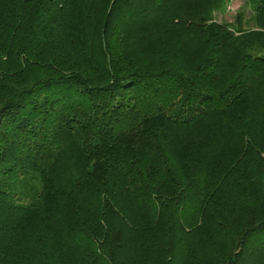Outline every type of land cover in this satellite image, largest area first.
Returning a JSON list of instances; mask_svg holds the SVG:
<instances>
[{
	"label": "trees",
	"instance_id": "obj_1",
	"mask_svg": "<svg viewBox=\"0 0 264 264\" xmlns=\"http://www.w3.org/2000/svg\"><path fill=\"white\" fill-rule=\"evenodd\" d=\"M0 0V264H264V0Z\"/></svg>",
	"mask_w": 264,
	"mask_h": 264
},
{
	"label": "rangeland",
	"instance_id": "obj_2",
	"mask_svg": "<svg viewBox=\"0 0 264 264\" xmlns=\"http://www.w3.org/2000/svg\"><path fill=\"white\" fill-rule=\"evenodd\" d=\"M241 14L246 28H252L253 24L250 21L252 9L247 4V0H231L227 2L224 9L220 12H214L212 18L217 23L232 24L236 15Z\"/></svg>",
	"mask_w": 264,
	"mask_h": 264
}]
</instances>
